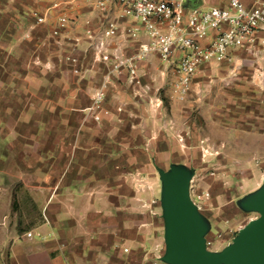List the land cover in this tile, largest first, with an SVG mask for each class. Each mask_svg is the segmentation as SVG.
Returning <instances> with one entry per match:
<instances>
[{"label": "crops", "instance_id": "crops-1", "mask_svg": "<svg viewBox=\"0 0 264 264\" xmlns=\"http://www.w3.org/2000/svg\"><path fill=\"white\" fill-rule=\"evenodd\" d=\"M63 15L68 23L54 36ZM114 16L94 0H58L57 7L0 0V244L8 217L17 227L19 211L34 213L29 230L10 231L11 254L0 255V264H148L158 255L149 249L150 228L158 236L162 226L139 203L134 174L148 171L156 155L187 161L171 151L180 144L175 133L190 131L182 144L191 147L204 125L225 157L264 155V31L255 44L231 49V60L203 64L178 99L172 65L154 52L137 59L143 33L117 35L97 51ZM135 24L119 21V32ZM117 56L133 58L137 83L125 65L113 67ZM102 83L107 114L88 109ZM177 122L188 130L174 129Z\"/></svg>", "mask_w": 264, "mask_h": 264}, {"label": "built area", "instance_id": "built-area-1", "mask_svg": "<svg viewBox=\"0 0 264 264\" xmlns=\"http://www.w3.org/2000/svg\"><path fill=\"white\" fill-rule=\"evenodd\" d=\"M47 1L52 7L58 6V0ZM214 1L211 4L209 0H199L198 5L186 7V0H94L97 9H110L115 15L106 19L96 49L101 53L106 41L117 35L137 39L143 33L147 41L140 43L137 59L154 52L163 62L172 65L175 74L172 92L182 97L203 64L231 60V49L255 44L258 41L257 32L264 31V0H250L251 5H247L245 0ZM32 14L37 23L45 22V16L37 11ZM126 20L136 24L126 25L119 32V21ZM67 23V17L60 16L52 34L59 35ZM108 57L107 54L102 55L105 60ZM69 60L76 61L70 57ZM116 60L113 67L125 65L130 82L137 83L133 58L117 56ZM74 71L78 72V69ZM105 86L106 83H102L94 93L88 109L108 113L103 108ZM93 118L99 120L100 115L96 113ZM205 242L207 246L206 237Z\"/></svg>", "mask_w": 264, "mask_h": 264}, {"label": "rangeland", "instance_id": "rangeland-1", "mask_svg": "<svg viewBox=\"0 0 264 264\" xmlns=\"http://www.w3.org/2000/svg\"><path fill=\"white\" fill-rule=\"evenodd\" d=\"M187 93L177 98L183 99ZM177 123L173 126L174 129L181 130L183 126L188 130L184 124ZM189 127L193 128V126ZM196 128L198 139L196 143L192 140L191 147L183 145L184 142L182 144L190 131L183 136L184 131L182 133L181 130L179 135L175 133V138L173 137L179 140L180 144H172L171 151H175L176 155L183 156L182 160L187 161L160 162L161 160L156 155L151 158L152 162L148 171L134 174V188L139 194V203H142V207L149 212L152 220L156 221L154 226L157 221L162 226L158 236L157 228H150V233L153 231L152 237L160 241L150 239L151 255L152 251H156L158 255L150 257L148 264H168L163 260L166 251V211L163 206L165 186L162 173L168 176L174 170L187 172L190 197L198 207L202 223L206 228L207 246L213 252L220 253L227 248L240 229L259 215L257 210L250 206V201L264 189V155L253 154L245 162L241 161L243 158L238 153L233 157H225L223 143L207 139L204 125H197ZM190 154L191 158H189ZM12 207L14 211H17L18 206L15 202ZM14 211L10 212L11 217ZM19 212L18 215L23 219L21 225L14 227L13 222H10V217L7 219L4 232L7 242L0 244V255L11 254L10 248L15 240L12 237L13 234L10 233L11 230H17L19 235L29 230L30 216L34 213L23 210ZM0 231V236H2L4 230L0 229ZM28 233L29 231L27 236Z\"/></svg>", "mask_w": 264, "mask_h": 264}, {"label": "water", "instance_id": "water-1", "mask_svg": "<svg viewBox=\"0 0 264 264\" xmlns=\"http://www.w3.org/2000/svg\"><path fill=\"white\" fill-rule=\"evenodd\" d=\"M199 0H186L195 6ZM166 211V251L168 264H264V189L250 201L259 215L242 227L233 242L222 252L209 250L205 242L206 228L189 191L186 171L162 173Z\"/></svg>", "mask_w": 264, "mask_h": 264}]
</instances>
